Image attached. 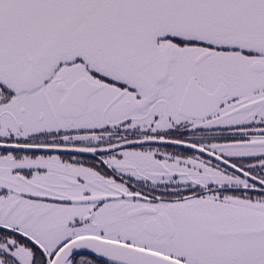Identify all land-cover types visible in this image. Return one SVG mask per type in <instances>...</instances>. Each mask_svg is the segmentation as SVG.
Wrapping results in <instances>:
<instances>
[{
    "label": "snow or ice",
    "instance_id": "6c2138e0",
    "mask_svg": "<svg viewBox=\"0 0 264 264\" xmlns=\"http://www.w3.org/2000/svg\"><path fill=\"white\" fill-rule=\"evenodd\" d=\"M0 264H264V0H0Z\"/></svg>",
    "mask_w": 264,
    "mask_h": 264
}]
</instances>
